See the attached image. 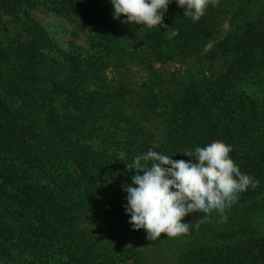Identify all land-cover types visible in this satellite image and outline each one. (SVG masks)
<instances>
[{
  "label": "trees",
  "instance_id": "obj_1",
  "mask_svg": "<svg viewBox=\"0 0 264 264\" xmlns=\"http://www.w3.org/2000/svg\"><path fill=\"white\" fill-rule=\"evenodd\" d=\"M40 2L80 20L89 31L96 61L73 69L76 77L70 81L55 77L58 68L42 52L56 46L32 17ZM222 10L218 0L193 22L172 0L164 15L163 23L170 28L166 30L122 23L125 17L113 19L109 0L102 10L81 0H0L2 264H28L24 250H44L55 243L59 264H117L86 222L129 225L120 200L136 172L127 166L149 149L188 161L183 152L213 138L231 145V159L259 184L239 193L219 227L212 222L221 217L216 211L204 218L200 210L186 215L184 220L198 234L175 244L177 264H264V233L246 220L248 213L264 212V99L237 91L264 83V25H233L204 52L216 39ZM174 30L179 35L168 39ZM201 55L211 62L220 60L208 77L202 73L160 80L150 63L182 64ZM130 60L147 71L150 85L142 84L137 92L127 85L92 92L73 87L78 77L99 75L100 68L111 62ZM155 82L163 85L159 91ZM134 93L142 96L136 104L126 105ZM108 119L123 125L125 132L118 135L128 149L121 155L103 144H91Z\"/></svg>",
  "mask_w": 264,
  "mask_h": 264
},
{
  "label": "rangeland",
  "instance_id": "obj_2",
  "mask_svg": "<svg viewBox=\"0 0 264 264\" xmlns=\"http://www.w3.org/2000/svg\"><path fill=\"white\" fill-rule=\"evenodd\" d=\"M81 1L87 5L94 6L96 10H102L105 2V0ZM222 3L223 12L219 18V32L216 35L215 41L204 47V52H207L213 46V43L221 39L233 25H244L253 22H260L264 25V0H251L248 3L244 0H222ZM49 9L48 6L44 7L40 2L36 4L31 12L34 20L43 27L52 44L56 46L54 51L42 50V52L49 60L53 61V66L58 68L55 77L67 78L70 81L69 77H76L73 76L75 75L73 69L76 67L85 69L96 61L93 56L95 54L89 47V31L80 20L61 13L59 14L57 7L54 11ZM238 10L242 11L238 13ZM132 61L111 62L106 67L100 68L99 75L88 74L83 76V78L78 77L79 81L74 82L73 87H77L78 90H82L79 89L82 87L86 91L92 92L94 90L101 91L105 86L118 87L119 85H127L129 90L137 92L140 90L142 84L150 85L151 82H147L149 78L147 71L136 61ZM150 63L154 70V76H158L160 80H169L168 78L172 77L191 78L193 75L200 77L202 73L205 77H208L215 73L220 60L211 62L204 59L201 55L197 56V58L188 59V61L182 64L174 61L160 60H152ZM157 84L156 82L154 83L156 89L159 91L163 85L157 87ZM237 91L246 92L257 101L264 99V83H259V85H253L249 88L238 87ZM130 96L131 98L126 101V105L130 103V105L136 104L135 102L142 95L134 93L130 94ZM102 123L101 129L96 133V139L91 142L92 146L101 147L103 144L111 152L113 151L120 155L125 153V149H128L127 142L122 140L118 135V133L125 132L122 128L123 125L116 122L114 123L117 125H113L109 119L103 120ZM131 171L135 172V170ZM120 203L126 204V195L121 197ZM247 215L246 220H248L252 228L260 233H264V212L257 213L254 211ZM226 220L218 217L212 219V222L216 225L218 224L217 227H219ZM97 221H87L86 224L90 226L92 232L95 233L94 235L110 248V261L116 259L117 264H177L178 247L175 244L189 241L198 234V229L192 230L190 228L189 233L186 235L169 237V239H167V236H162L151 241L147 238V233L143 229L135 231L130 224L124 226L111 220L105 226H100ZM58 247L59 244L55 243L54 247L45 246L44 250L37 249L32 251L29 248L24 250V259L28 264H36L40 260H46L49 264H59V255L56 252ZM60 256L62 258L64 255Z\"/></svg>",
  "mask_w": 264,
  "mask_h": 264
},
{
  "label": "clouds",
  "instance_id": "obj_3",
  "mask_svg": "<svg viewBox=\"0 0 264 264\" xmlns=\"http://www.w3.org/2000/svg\"><path fill=\"white\" fill-rule=\"evenodd\" d=\"M172 0H109L114 9L113 19L122 23L143 24L148 28H167L164 15ZM184 9V16L198 22L207 8L218 0H175ZM179 35L169 32L168 39ZM232 146L213 138L194 151L182 154L190 159L173 160L172 157L149 149L135 157V170L126 192L125 214L130 217L132 229H143L154 241L162 236L178 237L190 231L184 217L200 210L207 217L213 211L226 220L225 210L238 199L239 193L249 187L256 188L258 180L240 171L231 159ZM140 173H143L142 175ZM2 264V262H0Z\"/></svg>",
  "mask_w": 264,
  "mask_h": 264
}]
</instances>
